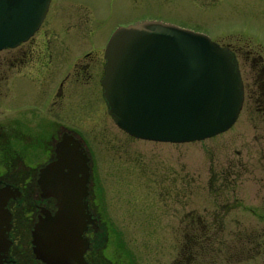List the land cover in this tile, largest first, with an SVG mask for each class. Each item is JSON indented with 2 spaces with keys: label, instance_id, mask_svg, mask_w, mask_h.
I'll use <instances>...</instances> for the list:
<instances>
[{
  "label": "rangeland",
  "instance_id": "1",
  "mask_svg": "<svg viewBox=\"0 0 264 264\" xmlns=\"http://www.w3.org/2000/svg\"><path fill=\"white\" fill-rule=\"evenodd\" d=\"M140 19L200 31L230 47L251 99L245 97L227 129L199 140L163 142L132 137L114 124L106 112L99 82L93 78L100 73L103 45L112 30ZM45 26L65 40H61L66 52L62 67L73 65V61L79 67L93 53L96 56L91 94L76 97L70 112L72 126L92 159L100 213L111 227V238L124 264H180L177 258L181 262L189 259L190 249L199 245L200 233L189 227L178 230L185 223L182 216L173 214L180 209L179 193L187 192L188 207L195 206L198 193L205 191L199 185L201 176L210 175L217 169L216 160L224 162V156L238 148V142L231 144L229 137L237 134L236 138L245 142L264 127L254 118L259 112L254 97L260 96L257 90L264 85L263 78H258L264 76V0H49L40 23ZM87 51L86 58H81ZM216 144H222V151ZM160 187L171 200L163 197ZM164 203L177 207L170 208L168 214ZM223 232L215 233L228 237ZM202 242L201 246L207 247L204 239ZM212 248L210 256L221 260V250L213 252ZM262 256V262L255 258L250 264H264V252ZM238 259L246 260L244 256L235 257Z\"/></svg>",
  "mask_w": 264,
  "mask_h": 264
},
{
  "label": "flooded vegetation",
  "instance_id": "2",
  "mask_svg": "<svg viewBox=\"0 0 264 264\" xmlns=\"http://www.w3.org/2000/svg\"><path fill=\"white\" fill-rule=\"evenodd\" d=\"M46 29L39 25L25 40L0 49V264H54L38 257L34 250L35 225L47 221L56 210L54 196L39 186L40 170L55 159L56 144L62 139L78 138L91 158L72 126L70 111L76 97L89 93L95 79L99 82L103 59L96 77L92 72L94 66L96 71L95 53L79 67L74 61L73 65L65 63L62 67L64 39ZM67 51L71 52L70 48ZM88 52L81 58L85 59ZM258 78H263L264 84V76ZM263 86L257 90L260 96L254 97L257 105L253 104L259 109L254 118L264 124ZM242 88L243 103L246 96L251 99V92H247L243 81ZM236 135L229 138L231 144L238 142V148H232L224 162L216 160L217 169L210 175L201 176L199 185L205 191L198 193L196 205L188 207L187 192L179 193L180 209L172 213L182 216L185 223L179 224L178 230L189 227L200 233L199 245L190 249V258L183 262L177 258L180 264H246L255 258L263 261L264 127L245 142ZM215 147L221 148L222 144ZM95 183L89 171L81 199L84 215L78 234L77 264H124L120 249L111 238V227L100 213ZM161 188L163 197L171 200ZM172 204L164 203L168 214L170 208L177 207ZM216 231H225L228 237ZM203 239L207 247L201 246ZM211 248L213 252L221 250L222 257H218L222 261L210 256ZM240 256L246 260H235Z\"/></svg>",
  "mask_w": 264,
  "mask_h": 264
},
{
  "label": "water",
  "instance_id": "3",
  "mask_svg": "<svg viewBox=\"0 0 264 264\" xmlns=\"http://www.w3.org/2000/svg\"><path fill=\"white\" fill-rule=\"evenodd\" d=\"M49 0H0V48L26 39ZM99 79L106 111L125 133L154 141L201 139L227 128L242 101L237 62L205 33L156 19L119 25L103 48ZM88 157L76 138L56 144L39 186L56 210L34 227V250L54 264H77Z\"/></svg>",
  "mask_w": 264,
  "mask_h": 264
}]
</instances>
